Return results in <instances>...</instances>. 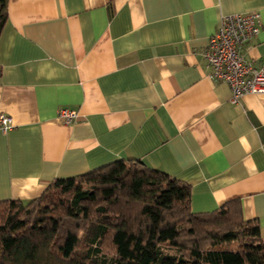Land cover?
Segmentation results:
<instances>
[{
    "label": "crops",
    "instance_id": "crops-1",
    "mask_svg": "<svg viewBox=\"0 0 264 264\" xmlns=\"http://www.w3.org/2000/svg\"><path fill=\"white\" fill-rule=\"evenodd\" d=\"M0 200L138 159L190 186V208L236 202L264 238V94L231 101L203 51L223 16L256 12L242 51L264 64V0H6ZM59 109L76 112L71 121Z\"/></svg>",
    "mask_w": 264,
    "mask_h": 264
},
{
    "label": "trees",
    "instance_id": "trees-1",
    "mask_svg": "<svg viewBox=\"0 0 264 264\" xmlns=\"http://www.w3.org/2000/svg\"><path fill=\"white\" fill-rule=\"evenodd\" d=\"M7 19L0 0V32ZM190 186L138 159L57 177L0 200V264H264V238L236 202L190 208Z\"/></svg>",
    "mask_w": 264,
    "mask_h": 264
},
{
    "label": "built area",
    "instance_id": "built-area-1",
    "mask_svg": "<svg viewBox=\"0 0 264 264\" xmlns=\"http://www.w3.org/2000/svg\"><path fill=\"white\" fill-rule=\"evenodd\" d=\"M259 27V14L256 12L225 15L203 51L210 69L208 76L229 85L232 102H237L244 94H264V64H254L245 57L241 48L258 34ZM58 115L67 122L76 116V112L59 109ZM11 123V117L0 114L3 131L8 130Z\"/></svg>",
    "mask_w": 264,
    "mask_h": 264
}]
</instances>
